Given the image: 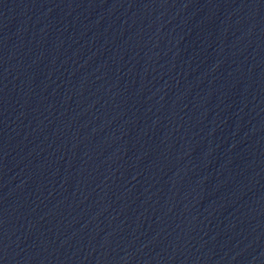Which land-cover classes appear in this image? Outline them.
I'll list each match as a JSON object with an SVG mask.
<instances>
[{"label":"water","instance_id":"water-1","mask_svg":"<svg viewBox=\"0 0 264 264\" xmlns=\"http://www.w3.org/2000/svg\"><path fill=\"white\" fill-rule=\"evenodd\" d=\"M0 264H264V0H0Z\"/></svg>","mask_w":264,"mask_h":264}]
</instances>
